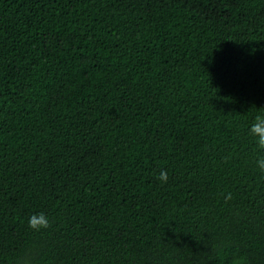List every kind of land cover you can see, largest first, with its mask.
<instances>
[{
    "label": "trees",
    "instance_id": "1",
    "mask_svg": "<svg viewBox=\"0 0 264 264\" xmlns=\"http://www.w3.org/2000/svg\"><path fill=\"white\" fill-rule=\"evenodd\" d=\"M258 116L264 0H0V264H264Z\"/></svg>",
    "mask_w": 264,
    "mask_h": 264
},
{
    "label": "clouds",
    "instance_id": "2",
    "mask_svg": "<svg viewBox=\"0 0 264 264\" xmlns=\"http://www.w3.org/2000/svg\"><path fill=\"white\" fill-rule=\"evenodd\" d=\"M252 132L253 134L259 133V135L256 137L257 144L259 147L264 148V116H258L257 117V123L252 125ZM257 164L259 165L260 169L264 170V158H260L257 160ZM167 172L164 169H161L159 173V179L161 181L167 180ZM29 225L33 228H42L47 227L49 223L48 217L43 213L39 214H33L29 217Z\"/></svg>",
    "mask_w": 264,
    "mask_h": 264
}]
</instances>
